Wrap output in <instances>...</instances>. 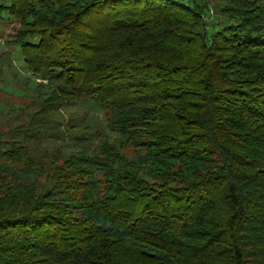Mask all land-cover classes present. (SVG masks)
<instances>
[{"label":"trees","instance_id":"16d2710c","mask_svg":"<svg viewBox=\"0 0 264 264\" xmlns=\"http://www.w3.org/2000/svg\"><path fill=\"white\" fill-rule=\"evenodd\" d=\"M6 18L32 117L90 100L136 155L0 131V264H264V0H0Z\"/></svg>","mask_w":264,"mask_h":264},{"label":"rangeland","instance_id":"374dc122","mask_svg":"<svg viewBox=\"0 0 264 264\" xmlns=\"http://www.w3.org/2000/svg\"><path fill=\"white\" fill-rule=\"evenodd\" d=\"M218 5L210 1L214 10ZM214 10L209 11L212 17L207 22L209 30L215 24L227 23ZM18 28L15 20L0 21V131L21 127L24 135L29 132L27 141L49 152L60 149L63 153L80 150L92 153L107 140L122 145L129 158L136 155L134 148L122 139V143L117 142L118 137L107 128L104 112L90 100L75 102L44 119L32 117L38 109L37 95L44 92H38L33 81L26 84L28 74L14 45Z\"/></svg>","mask_w":264,"mask_h":264},{"label":"crops","instance_id":"0c3cea01","mask_svg":"<svg viewBox=\"0 0 264 264\" xmlns=\"http://www.w3.org/2000/svg\"><path fill=\"white\" fill-rule=\"evenodd\" d=\"M17 48V47H16Z\"/></svg>","mask_w":264,"mask_h":264}]
</instances>
